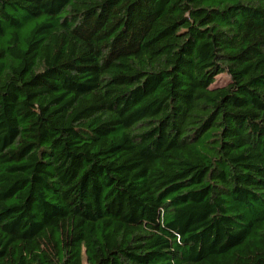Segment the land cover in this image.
Wrapping results in <instances>:
<instances>
[{
    "label": "trees",
    "instance_id": "1",
    "mask_svg": "<svg viewBox=\"0 0 264 264\" xmlns=\"http://www.w3.org/2000/svg\"><path fill=\"white\" fill-rule=\"evenodd\" d=\"M0 264H264V0H0Z\"/></svg>",
    "mask_w": 264,
    "mask_h": 264
},
{
    "label": "rangeland",
    "instance_id": "2",
    "mask_svg": "<svg viewBox=\"0 0 264 264\" xmlns=\"http://www.w3.org/2000/svg\"><path fill=\"white\" fill-rule=\"evenodd\" d=\"M226 81V77H225V75H220V76H218V84L219 83H224Z\"/></svg>",
    "mask_w": 264,
    "mask_h": 264
}]
</instances>
